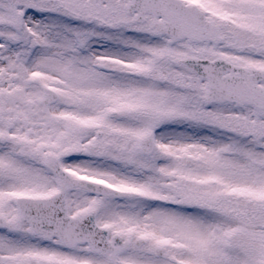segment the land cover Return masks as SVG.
I'll return each mask as SVG.
<instances>
[{
    "label": "snow or ice",
    "instance_id": "snow-or-ice-1",
    "mask_svg": "<svg viewBox=\"0 0 264 264\" xmlns=\"http://www.w3.org/2000/svg\"><path fill=\"white\" fill-rule=\"evenodd\" d=\"M0 264H264V0H0Z\"/></svg>",
    "mask_w": 264,
    "mask_h": 264
}]
</instances>
